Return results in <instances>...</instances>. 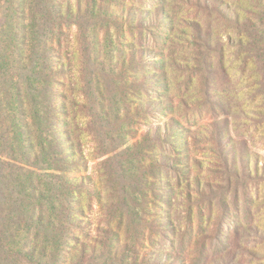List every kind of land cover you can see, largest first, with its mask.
Instances as JSON below:
<instances>
[{
    "label": "trees",
    "instance_id": "1",
    "mask_svg": "<svg viewBox=\"0 0 264 264\" xmlns=\"http://www.w3.org/2000/svg\"><path fill=\"white\" fill-rule=\"evenodd\" d=\"M117 3L0 0V264H264V161L247 150V143L240 167L236 152L232 158L227 153L233 140L227 145L224 138L230 135L219 126L214 133L206 127L189 137L215 143L201 148L207 164L190 154L182 157L184 164H172V156L163 153L159 143L190 128L171 116L168 135L164 137L160 126L149 128L144 149L96 146L97 157L107 156V172L99 166L96 176L87 174L89 161L81 149L85 126L101 134L97 136L112 137L117 130L114 117L121 118L119 104L129 102V94L138 117L163 113V102L147 100L153 87L148 75L131 71L132 63L127 66L133 57L135 66L146 61L136 31L147 41L145 31L151 34L159 27L152 19L156 11L166 28L167 52L161 53L160 68L167 92L172 94L169 78L181 61L191 65L189 58L197 61L203 55L196 66L200 83H194L189 72L187 90L167 98L170 112L194 108H185L191 106L188 95L212 97L216 76L206 67L214 51L225 56L229 49L225 79L243 101L224 114H232L235 125L254 127L264 139V0H182L179 10L166 11L162 5L155 12L138 5L119 10ZM127 9L134 10L129 12L130 30L124 33L132 50L124 48L116 57L107 52L114 46L109 27L117 28L119 15ZM204 11L217 12L225 20L216 30L218 49L215 31L199 20ZM188 19L195 28H183ZM73 27L77 31L71 35ZM101 29L107 37L99 50ZM60 48L66 59L58 55ZM78 62L81 76L76 74ZM119 62L124 70L115 72ZM237 67L240 71L233 74ZM117 73L121 81L134 79L131 92L124 95L123 90L120 97L116 92L124 84L117 83ZM63 77L74 79L72 90L62 89ZM209 104L217 102L210 98ZM217 113L212 108V114ZM175 142L190 147L187 141ZM142 154L149 155V163L141 166L145 172L134 174L133 159ZM95 200L100 207L97 225L90 218ZM101 244L106 250L99 252Z\"/></svg>",
    "mask_w": 264,
    "mask_h": 264
},
{
    "label": "rangeland",
    "instance_id": "2",
    "mask_svg": "<svg viewBox=\"0 0 264 264\" xmlns=\"http://www.w3.org/2000/svg\"><path fill=\"white\" fill-rule=\"evenodd\" d=\"M208 0H203V2H206ZM182 0H118L119 5H116V8H118L120 10V8L123 5H130L132 8H134V5H138L140 8H142V10H149L152 12H155L157 10V8L159 6L162 5H166V11H171V10H179L178 8V3H181ZM211 4H213V1H210ZM220 7L222 9L225 8V6L223 4L220 5ZM154 9V11H153ZM134 10L127 9L124 15V12L122 14H120L119 16L122 17L120 18V22L116 25L117 28L115 26L109 27V31L111 32V35H113L114 41L113 44L114 46L109 47L107 49L108 51H113L115 56L119 57V55L122 53V50H124V48L126 50H132V45H130V43H128L127 40H125L124 38V33L127 32L128 30H130L131 24H132V17H129V12H133ZM160 16H162L161 14H158V11H156L153 16L152 19L153 21H155V23L158 25L159 27H154L152 30V33L149 34V32L145 31V34L148 36L149 39H147V41H141L140 40V35H139V31H136V34L138 36L137 38V44L143 46V48H145L146 50V56L147 59L145 62H141V59H137L138 62H141L139 65H134L135 62L134 61V57L133 59H131L132 61H129L127 66H131V71H136L139 70L141 72H145L148 76H146L147 80H149L151 83L150 90H149V95L147 96V100L150 101L152 99L155 100H160L161 102H163V107H164V111L163 113H160L158 111H154L152 112L149 116H145V117H138L137 115V107H135L134 104L130 103V100L132 98V96L129 94V102H120L119 106L122 108L121 111L119 112V116L121 117L120 119L117 118L116 116L114 117V124H115V128L117 129L114 133H110L112 134V137H107V134L103 135V136H97V135H101L98 132H94L90 129H88V127H84L82 130L83 133V140H82V146L81 149L83 150L84 154L87 156L88 161H89V168L87 171V174L90 175H95L96 176V169L100 166V170L102 172H107V170L109 169L108 166V162H107V156L103 155L101 157H97L98 156V152L96 151V146L100 145L102 147H99L101 149H106L107 146L109 148V150H116L118 148H120V150H124L126 147L128 146H133V147H139L138 149H144V141H145V133L149 130V128H154L156 126H160L162 128V134L165 136H167L168 134H166V130L167 128L170 129V119L169 117L171 116H175L179 119L180 122H182V124H184V126H186L187 128H190V131L188 129H185L183 133L176 135L175 137H171L170 139L168 138V141L166 142H160L159 143V148H161V150L163 151V153L165 152L166 155H170L172 156L171 161L172 164H184L185 161L184 159H182V157H185L186 154H190L193 158L195 157H199L202 161L205 160V156L203 154H206L204 150H202V147H207V146H213L216 147L215 143L213 141H201V142H195L193 141V139H191V137H189L190 132H198L201 133L202 130H205L206 127L209 128L208 132H212L214 133L215 130L218 126L220 127V132H222L224 135L228 134L230 136H232V139H230L229 137L224 138V142L228 145V142H230V140H233L232 142H230V144L227 147V153H230L231 158L233 157L234 152H236L235 155H237V159H238V163L241 166H243V162L242 161V154L245 151V143H247V150H249V152L253 155L259 154L261 156V161H264V139L262 138V135L259 132H255L254 131V127L247 129L243 126V124L240 125H235V118L233 117L232 114H229L228 116H226L224 114V110H229L230 107H235L236 104L242 102L243 100H241V97L239 95L238 90L232 89L233 85L230 84L226 79V69L230 68V64H229V54H228V50L225 52V56L224 53L221 51H214L212 53V55L214 56V59L211 63L210 66L206 67V69H208L209 67L212 68V73L215 77V87L212 88L211 90L214 89L212 97L209 96H205L204 94H194V96L188 95L186 98L188 100H190V107H185L186 109H190L192 107L191 110H185L184 107L182 106L181 109L178 108L176 110L173 109L172 112H170V110L168 109V105H167V98L170 97L172 94L174 96H179L180 94H183L187 88L188 85L190 83V73L189 72H193L194 77H195V81L194 83H200L199 77L200 75H198V73L196 72V69H198L199 66V62H201L203 60V55H199L198 56V60H194L195 58H189L191 61V65L188 64V62H186L185 60L181 61V65L178 66V69L176 71H174L173 74H169L170 75V83L172 85V94L170 92H167L164 85H165V78L163 77V71L160 68L161 63L163 62V58L161 59V53L166 54L167 52V48L164 45L165 43V32L164 30L165 25L163 23H160L161 19ZM142 20V19H141ZM199 20L201 21L202 25L205 28H209L211 30H214V38H215V49H218L220 44L216 43V41L218 40V36L216 33V30H220V28L225 24V20L223 18L222 15L218 14L217 12L213 11V14L208 13V12H202ZM152 21V22H153ZM163 21V18H162ZM137 24L140 23V18L136 21ZM190 19L187 20L186 23H184L183 28L184 29H193L195 27L189 25ZM151 25V24H150ZM162 25V26H160ZM77 31L76 27L72 28L71 31V35L75 34V32ZM99 37H97L96 39L98 41H100V45H99V50L102 48L103 45V39L107 37L106 33H104V31L101 29L100 32H98ZM169 43H167L166 45H168ZM138 50H140V46H138ZM65 49L60 48L58 49V55L61 54L63 59H66V55L63 53ZM107 52H100L101 57H108ZM157 53V54H156ZM98 54V52H97ZM155 56H159L157 57V59L154 58ZM155 60H158L157 62H159V64H155ZM117 61V58H116ZM224 62H226V65H224ZM213 64V65H212ZM76 74L79 76H81L82 74V67H80L79 62L76 65ZM113 70L115 72H122L124 70L122 63L119 62L117 63V65H115L113 67ZM171 70V68H170ZM240 71V69L237 67L235 69H233V74H235V72ZM248 74H254L255 72H247ZM240 73H238L236 75L237 78H239ZM117 79V83L118 82H122L121 87L119 88V91H117V95L118 97H120V93L121 91L123 92V90H127L126 92H123V94H127L128 92H131L132 88L130 87L132 85V83H134V79L132 78H128L126 80L121 81V77L116 76ZM226 78V79H225ZM235 78V83H238V79ZM61 80H63V82L65 83V85H62V89L63 90H68V89H73L74 85H75V81L74 79L72 80H68L66 79V77L61 78ZM60 87V88H61ZM194 91V90H193ZM73 94V93H72ZM191 98H194V101L191 100ZM213 99L217 102V105L214 104H209V100ZM158 105V104H156ZM202 107L204 109L199 110V107ZM167 108V109H166ZM212 108L217 109V111L219 113L217 114H212ZM208 110L210 111L211 114L208 113ZM166 111L168 113H166ZM169 114V115H166ZM87 116L84 119V122H87L86 119ZM188 118V120L190 121V123L186 122V119ZM81 121V119H80ZM230 121V125L225 126V124L223 122H227ZM219 122H221L222 124L220 125ZM170 125V126H169ZM98 126V125H97ZM96 126V128H97ZM64 129H66V126H64ZM196 133V134H198ZM76 135H78L76 133ZM102 137V138H101ZM167 138V137H166ZM127 140V141H126ZM142 141L141 144H137L138 141ZM175 140H179L181 142V144L183 142H189L190 143V147L188 148V150H186V148H184L183 146H179L176 145L177 143L175 142ZM137 144V145H136ZM135 145V146H134ZM198 148L193 149V148ZM135 149V148H134ZM136 149V150H138ZM233 149H235V151H233ZM208 154H210L209 152H207ZM133 155V154H132ZM150 157L149 155H144L142 154V156L140 157V155H138L137 157H135L133 159V164L135 167H133L134 169L132 170V172L135 173H140V172H145V169L141 166H145V163L148 162L149 163ZM161 161L164 160V158L162 157L160 159ZM204 165L207 164V161H204ZM192 164H196L195 162ZM185 169V168H183ZM199 170V168L196 167L195 169V173L194 175L197 173V171ZM184 170H181L180 172H183ZM170 173H173V171L171 170ZM179 173V172H178ZM202 178L205 179V173L201 174ZM183 181H186L185 177L182 178ZM94 204V208L93 211H90V218H92L95 222V224L97 225L98 223V219H97V214L99 213V209L100 207L98 206V204L96 203V200L93 202ZM95 233V232H94ZM100 237L102 235H99ZM104 245H100V250L99 252H102L103 250H106L104 248ZM165 250H167V247L164 248Z\"/></svg>",
    "mask_w": 264,
    "mask_h": 264
}]
</instances>
